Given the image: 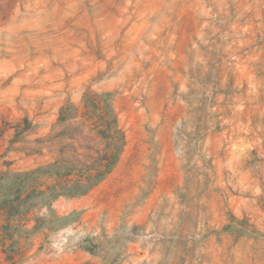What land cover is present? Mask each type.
<instances>
[{
  "label": "rangeland",
  "instance_id": "rangeland-1",
  "mask_svg": "<svg viewBox=\"0 0 264 264\" xmlns=\"http://www.w3.org/2000/svg\"><path fill=\"white\" fill-rule=\"evenodd\" d=\"M0 264H264V0H0Z\"/></svg>",
  "mask_w": 264,
  "mask_h": 264
},
{
  "label": "trees",
  "instance_id": "trees-1",
  "mask_svg": "<svg viewBox=\"0 0 264 264\" xmlns=\"http://www.w3.org/2000/svg\"><path fill=\"white\" fill-rule=\"evenodd\" d=\"M99 120H100V122L101 123H104L105 125H106V127H107V130H108V132H109V130H110V127L112 126V125H114L115 124V121L112 119L111 121H108L107 119H106V114H104V112H102L101 114H100V118H99ZM113 134H115V132L113 133ZM113 134H108V138L111 140V141H113V138H115V137H113ZM116 134H118V132L116 133ZM120 134V133H119ZM121 141H122V138L120 139ZM118 151V148H116V152ZM111 152V148L109 147V148H107V150L105 151V154L103 155V157L102 158H99V159H95V163H93V164H91V165H88V166H85V168H86V171H90V170H92L93 169V167H96L95 165H97V168H96V171H97V176H101V175H103L104 174V172L105 171H101V169L103 168V169H108L109 168V166H111V165H113V163H114V156H112V153H110ZM108 153V154H107ZM105 162H107V164H103V163H105ZM92 175H90V176H88V177H91Z\"/></svg>",
  "mask_w": 264,
  "mask_h": 264
}]
</instances>
